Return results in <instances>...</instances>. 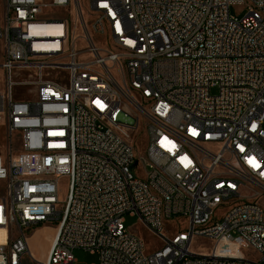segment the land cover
Masks as SVG:
<instances>
[{
    "label": "built area",
    "instance_id": "1",
    "mask_svg": "<svg viewBox=\"0 0 264 264\" xmlns=\"http://www.w3.org/2000/svg\"><path fill=\"white\" fill-rule=\"evenodd\" d=\"M87 1L90 23L82 0L3 3L0 264H77L76 249L97 264H264V0ZM18 69L36 71L24 83L34 101L15 100ZM142 124L138 160L127 137ZM127 214L160 250L146 253ZM180 220L185 229H166ZM47 222L57 231L39 262L27 231ZM196 237L213 250L193 252Z\"/></svg>",
    "mask_w": 264,
    "mask_h": 264
},
{
    "label": "rangeland",
    "instance_id": "2",
    "mask_svg": "<svg viewBox=\"0 0 264 264\" xmlns=\"http://www.w3.org/2000/svg\"><path fill=\"white\" fill-rule=\"evenodd\" d=\"M3 3L4 0H0V18L3 15ZM82 5L84 9V14L87 20V23L92 21V18L89 17V5L87 0H82ZM231 13L233 16L242 17L247 13L246 7L236 6L231 8ZM80 24H76L75 20H73V34L76 38H78V49H84L85 43L83 38V33L79 27ZM92 37L97 45L105 44V39L101 36H97L96 34H92ZM82 60H90L92 56L90 54H86L81 57ZM36 75L35 70H15L14 71V80L17 85L14 87V97L17 101H34L36 99L37 90L35 87L31 85H25L26 81H30ZM45 77L48 79H56L58 77H62V73H57L56 71H46L44 73ZM0 91H4V85L2 81V76L0 75ZM213 93L217 92V89L212 90ZM5 132L0 127V153L2 156L5 154L4 144H5ZM127 140L133 143L136 148V154L138 160L144 158L146 156V150L149 143V134L146 130L144 124L138 130H132L129 132ZM15 148H18V139L16 136L14 137ZM149 171V168H147ZM146 170L143 168L137 167L135 169V173L137 176L141 178H145ZM69 186V178L62 177L59 181V199L60 201H64ZM260 202L264 206V197L261 198ZM224 215V209L220 208L215 216L220 219ZM57 222H47L40 226L33 227L31 230L27 231L28 241L32 256L39 262H45L48 254L49 248L51 244V240L54 235V231L56 230ZM125 227L129 230L130 233L135 234L139 237L144 244L145 251L147 254L152 255L158 250H160L163 246L161 240L155 236L151 231H149L138 219L137 216H130L127 214L125 216ZM187 226L185 220H180L178 222L167 223L166 229L170 233H174L177 229H185ZM214 240L206 237H196L192 244V251L198 254H209L214 247ZM244 251L251 255L253 259H257V255L251 249L248 244H244ZM74 257L77 261V264H97L99 262V256L87 252L83 249H76L74 251ZM27 264H33L31 258L27 259Z\"/></svg>",
    "mask_w": 264,
    "mask_h": 264
},
{
    "label": "bare ground",
    "instance_id": "3",
    "mask_svg": "<svg viewBox=\"0 0 264 264\" xmlns=\"http://www.w3.org/2000/svg\"><path fill=\"white\" fill-rule=\"evenodd\" d=\"M126 136H127V135H126ZM56 231H57V230L54 231V237H55ZM53 240H54V238H53ZM53 240H52V242H53ZM52 242H51V243H52ZM50 247H51V244H50ZM49 251H50V248H49ZM48 255H49V254H48ZM47 257H48V256H47Z\"/></svg>",
    "mask_w": 264,
    "mask_h": 264
},
{
    "label": "crops",
    "instance_id": "4",
    "mask_svg": "<svg viewBox=\"0 0 264 264\" xmlns=\"http://www.w3.org/2000/svg\"><path fill=\"white\" fill-rule=\"evenodd\" d=\"M53 238H54V235H53ZM53 238H52V240H53ZM52 240H51V241H52Z\"/></svg>",
    "mask_w": 264,
    "mask_h": 264
}]
</instances>
